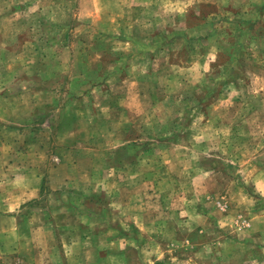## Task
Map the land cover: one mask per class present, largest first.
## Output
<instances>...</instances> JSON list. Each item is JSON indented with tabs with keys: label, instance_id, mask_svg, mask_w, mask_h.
<instances>
[{
	"label": "rangeland",
	"instance_id": "1",
	"mask_svg": "<svg viewBox=\"0 0 264 264\" xmlns=\"http://www.w3.org/2000/svg\"><path fill=\"white\" fill-rule=\"evenodd\" d=\"M0 257L264 264V0H0Z\"/></svg>",
	"mask_w": 264,
	"mask_h": 264
},
{
	"label": "crops",
	"instance_id": "2",
	"mask_svg": "<svg viewBox=\"0 0 264 264\" xmlns=\"http://www.w3.org/2000/svg\"><path fill=\"white\" fill-rule=\"evenodd\" d=\"M33 196H29L27 197L28 199H25L24 201L29 200L30 198H32ZM50 264H107L109 261H50ZM121 262H125V264H133L134 261H121ZM148 262L147 264H152L153 261H138V263L140 264H144Z\"/></svg>",
	"mask_w": 264,
	"mask_h": 264
},
{
	"label": "trees",
	"instance_id": "3",
	"mask_svg": "<svg viewBox=\"0 0 264 264\" xmlns=\"http://www.w3.org/2000/svg\"><path fill=\"white\" fill-rule=\"evenodd\" d=\"M0 264H6V262L3 261L2 257H0Z\"/></svg>",
	"mask_w": 264,
	"mask_h": 264
}]
</instances>
